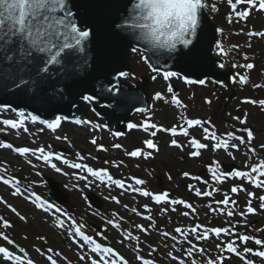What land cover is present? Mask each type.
<instances>
[{
  "label": "snow or ice",
  "instance_id": "1",
  "mask_svg": "<svg viewBox=\"0 0 264 264\" xmlns=\"http://www.w3.org/2000/svg\"><path fill=\"white\" fill-rule=\"evenodd\" d=\"M227 3L231 9L227 16V22L229 24L246 20L253 10L264 12V0H227ZM204 7L203 0H131L130 5L127 3L118 5L114 0H78L71 7H69V0H0V92L11 87L16 90L15 92L9 93L11 95L21 93L35 102H50L57 95L62 96L64 91V89L56 88L58 81L52 80L50 74L49 66L58 65L60 66L58 72L66 81L65 88H79V97L83 102L88 104L94 102L99 103L97 93L93 92L89 94V90L85 86L87 79L92 76V73H86L84 77L79 75L80 72L86 70L87 61L81 58L74 62L72 59L74 53H84L85 42L90 37H95L101 41H111L117 48H130L132 53H140L141 60L155 73L152 76L153 80H156L158 76H162L165 81L176 77L183 79L187 84L198 83L204 85L206 83L204 79L191 80L187 76H181L178 72L163 70L159 66L162 59L166 61V59L171 58L169 54L175 52L178 45H183L185 48L192 45V48H189V53H182L181 55L189 56L190 54L189 58L193 62L197 59L198 52L196 51V46L193 45V38L197 40L200 38L197 36V28L201 23L200 14ZM73 8L76 9L75 13L72 10ZM212 8L213 11L216 10L215 5ZM216 31L223 33L222 28H217ZM247 35L250 37L264 38V31H249ZM140 43L148 45L152 50V56L155 57L154 63H150L149 60L151 57L145 55L141 48L138 47ZM215 47L217 49V55H227L221 41H217ZM232 47L238 48L239 46L233 45ZM243 59L248 61L249 57L245 55ZM219 67L224 68L225 64L220 63ZM232 67L245 70L243 74L240 72L233 74V83H238L241 86L252 84L254 88L262 86L252 83L250 80L248 72L255 67L253 63H233ZM130 75L131 73L126 71H116V76L113 79L118 81L119 78H128ZM49 90H51V94ZM29 91H31L30 96L28 95ZM103 91H107L115 103L122 107L129 106L135 99L122 93L118 82H110V87L103 89ZM167 91L168 93L173 92L171 85H169ZM153 99L163 100L165 97L162 93L156 92ZM204 102L209 105L212 103L207 98H205ZM171 103L181 108H186V105H183L176 95L171 96ZM242 103L256 104L261 109H264V99L255 100L245 98ZM7 111L15 113L16 118L2 119L0 120V124L14 130L23 129L24 132L29 131L26 126L28 121L33 123L39 121V123L46 125L48 129L55 131L61 126L62 121L67 119V117L56 115L51 120H40L37 115H33L31 112L26 113L24 110L13 108L11 102L0 103V113ZM92 111L95 112V108H92ZM135 111L143 113L146 109L136 108ZM96 115H99V113H96ZM178 119L181 123L179 125L174 124L170 128L151 122L150 117L140 124L130 122L127 124V128L129 130L141 128L151 137H156L157 132L163 131L171 134L173 137L179 135L189 138L188 145L193 149L188 153L191 157L200 156L201 150L209 147L208 144L202 143L201 139H197L194 135L190 134L189 129L193 126L202 129V139L211 141V147L214 151L224 150L229 152V149L238 151L240 145H244L249 153L258 157L256 161L252 162V157L250 156L249 160L245 161L246 170L233 169L227 172L221 171L219 163H216L214 167L208 168L211 179L216 183H221L227 178L243 179L256 188H264V157H259L256 148L252 146L255 136L251 128L245 126L239 130L246 134V136L237 135L234 131H226L218 135L215 130V125L212 124L211 120L188 118L183 112L180 113ZM232 119L238 120L240 125H246L247 114L245 113L244 118L233 116ZM75 123L92 122L77 119ZM94 127L101 129L107 128V125L95 124ZM3 130V128H0V131ZM114 135L119 137L123 134L121 132H115ZM56 139L67 140L68 138L66 136H57ZM232 141H238V143ZM90 143L96 146L97 151L107 152L108 150L103 144H99L95 137L91 139ZM142 144L145 147H137L135 146V142H133V150L129 151L125 148V155L132 158L144 157L147 159L152 153L146 149L159 150L153 139L143 140ZM170 144L177 148L184 147L175 138L171 139ZM259 147L264 149V142H261ZM0 148L13 149V145L0 141ZM112 148L121 149L124 146L116 143L112 145ZM14 151L22 156L28 154L38 160L50 163L51 168L57 173L62 172V169L56 163H51L53 158L62 162L64 165H69L73 169H81L87 175L79 173H75L74 175H76L77 179L88 182L85 185L86 187L91 183L89 182V176H91L95 180L101 182L107 181L122 189L127 187L128 190L139 193L143 197H150L157 205L161 203L170 206L183 205L193 212L196 211L186 200L170 198V194L167 191H162L157 194L143 187H139L145 185L146 181L143 179L133 177L135 186L132 184L126 185L123 179H114L107 168H94L86 163L70 162L61 153L52 151L51 146L48 147V150L44 146L36 148L20 146L15 147ZM76 155L81 160L85 159V157L80 156L79 152ZM88 155L91 159H96L91 153ZM229 155H232L231 152H229ZM104 163H111L114 167L119 166L114 160H105ZM5 173L6 169L0 172V182L4 185H11L14 188L12 192L13 196L24 195L25 191H27L28 199L31 200L36 209L50 213L57 228L65 229L68 235L73 238V243H76L81 250L87 247L93 254L86 256L82 251L78 257L79 261H90V264H129V261L113 247L105 246L97 242L93 235L86 234V222L83 219L78 222L76 218L71 216L59 205L43 198L35 191H31L30 188H23L16 177L8 176ZM183 176L189 177L190 173L184 172ZM169 179H171V176H169ZM192 179L200 181L201 177L195 176ZM205 183L207 182L205 181ZM73 187H78V185H73ZM188 187L194 190L197 197H211L213 192L219 191L217 188L202 191L192 184L188 185ZM241 191H245L248 197L254 196V193L247 191L243 185H233L231 188V193ZM111 200L117 201V198L112 196ZM259 200L261 201L259 208L264 210V195L259 196ZM0 203L5 204L21 221L27 222V217L17 211L12 204L7 203L3 198H0ZM215 203L224 206H228L231 203L232 208L226 210L222 207L215 209L210 207V211L226 213L228 217H233L237 214V201L231 199L229 194L225 193L224 198L220 201H215ZM143 207L149 209L148 204H145ZM175 210V208H172V211ZM136 211L135 208L132 209L133 213H136ZM161 211L166 212L168 208H163ZM256 211V208L252 206L251 200H249L246 209L238 213L244 219L237 221L235 224L230 223L226 227H206L197 224L187 229L176 227L174 232L179 234L189 244V247L184 253L187 257H193L195 253L203 256L206 253V249L193 244L189 236L194 237L197 241H201L208 240L212 235L220 238L223 234L228 239L226 241L221 240V242L215 244L216 250L221 255L208 259L206 264H222L224 260L223 253L225 252L234 254L243 261V264H254L253 259L246 257L248 254H252L254 257L264 258V250H261L264 249V238H259L257 235L249 234L238 229L240 227L248 229L252 222L247 219V216L249 214H255ZM183 215L187 217L189 213L185 211ZM146 218L149 221L152 220L151 215H148ZM119 219L121 221L123 220L122 217ZM66 221H68L67 225ZM107 225L113 228H121V223H118L115 219H108ZM13 227L14 225L10 223L9 219L0 216V229L6 230ZM133 227L141 234L148 232V228L142 224H134ZM4 230H0V239L8 246H0V258L5 261V264H36L26 254L25 248L20 247L18 253L14 250L16 246L15 241ZM252 232H264V227L252 228ZM96 235L101 234L97 233ZM169 235L167 232L164 233L166 237ZM39 239L44 240L45 237L41 236ZM172 239L176 240V236H172ZM124 240H135L138 242L135 259L140 264H157L154 257L146 259L144 255L139 253V236H134L131 231H125L122 242ZM250 242L259 247L254 248L248 246ZM241 246H243L242 251ZM36 251L40 252L41 250L37 248ZM53 251L51 247L47 249V253H53ZM150 251L155 252L157 248H150ZM166 254L173 260H178V264H185L183 259H178L173 256L172 251H168ZM60 255L61 253L59 252L55 253L56 258H54L53 255L49 254L47 255V260L50 264H58ZM65 259L68 258L65 257ZM191 264H197V261L193 259Z\"/></svg>",
  "mask_w": 264,
  "mask_h": 264
},
{
  "label": "rangeland",
  "instance_id": "2",
  "mask_svg": "<svg viewBox=\"0 0 264 264\" xmlns=\"http://www.w3.org/2000/svg\"><path fill=\"white\" fill-rule=\"evenodd\" d=\"M131 55L132 57L130 58L129 63L133 71V76L131 79L128 80L130 83L138 81L137 79H141L142 77H148L149 74H151H148L145 70L143 62L141 61L140 55L138 53H133ZM169 84H172L178 88V99L183 102V105H186V108H177L175 107V104L171 103L172 95L167 91ZM220 88L222 87L215 86L209 81H206L204 85H190L186 84L180 78L173 77L169 81H165L162 76H158L157 79L153 81L152 85L149 84L151 103L148 111L135 115L131 123L140 124L150 117L151 122L157 123L158 125H161L166 128H170L174 124H180V120L178 119V117L181 112H184L185 114L187 112L188 115H191L190 118L211 120L212 124L215 125V130L220 132V134H223L226 131H233V128L235 126H232L231 123H227L221 118L220 113L223 111V104L227 100V95H225L224 93L226 92H224L223 89ZM156 92L162 93L165 99L154 100L153 97ZM236 92V100L230 104V107L228 108L229 111L225 109L222 115H224L223 117L226 118L228 111L227 118L230 120L232 119L236 111L240 112L241 115H245L246 113L247 123H250L252 121L250 116H253L258 113V106L251 105L249 103H242L241 97L239 98L241 92ZM205 98L210 99L212 103L210 105L205 103ZM0 115H5L9 118H16L14 116V113L11 111L2 112L0 113ZM261 119H263V116L261 117ZM88 120L92 121V123L68 125L62 122L61 126L55 131L48 129L46 125L39 127L36 122L33 123L31 121H28L26 124L29 129L28 132H24L23 129L14 130L8 126L0 124V128L4 129L3 131H0V141H6L7 143H11L13 145V148L19 146H27L31 148L44 146L46 150H48V147L51 146V150L57 153L60 147L67 148L68 150H70V153L68 155H62L63 157L67 158L70 162L86 163L94 168H107L114 179H125L124 181L127 183V185L129 183L128 178L129 180H132L133 183V177L143 179L146 181L145 185H143V188L157 194L162 191H167L170 194L171 198L184 199L188 203L193 205L196 210L195 214H191L188 212L189 215L185 217L183 215V213L186 211L184 208H182V211L180 213L178 210L172 213L171 209L168 208V211H166L165 214H162L161 212L164 213L165 211H161V209L167 207L165 205L156 207L157 209L154 210V212L157 215L161 216H152V220L149 221L151 224H153V221L157 219L158 223H164L169 225L170 223L167 218H171V221L177 223L178 227L182 226V228L186 229L194 227L197 224H203L202 226L206 227H215L214 225L226 227L230 223L235 224L237 221H242L244 219L238 214V209H236L237 214L233 217H228L225 213H222V215L219 216L217 211L209 212L208 209H210V207L212 208L213 206H215V204L210 201L209 198H195L194 190L189 189L188 185L192 184L196 187L197 181L192 179V177L198 176L199 169L203 168L207 171L208 169L207 167L203 166V163L201 165V162H204V160L201 159L203 153L197 158L188 155V153L193 150L190 146H186L185 141L189 138L179 135L173 137L171 134L165 133L163 131L157 132L156 137H151L148 133H145L141 128H135L131 130L127 129V132L124 135L117 137L114 135V133H112L109 128L97 129L92 127L93 123H105L104 120L100 119L99 117H95L91 110H89L87 115V121ZM234 124L236 125V127H239L236 123ZM41 129H43V131H41ZM189 131L191 132V135H194L197 139H201L202 141V136L200 137V135H196L194 129L191 128V130L189 129ZM259 132L260 134L264 135V126ZM237 135L246 136V134L244 133H237ZM57 136H66L68 139L57 140ZM93 137L97 139V142L99 144H103L108 149L107 152L97 151L95 145H92L91 143L88 144L87 141L90 142ZM173 138L177 139L180 144L184 145V147L177 148L175 146H172L170 144V141ZM146 139H153L154 142L157 144L159 150L156 151L153 149H146L147 151H150L152 153L151 156H149L147 159H145L144 157L132 158L125 155V148L129 151L133 150V142H135V146L137 147H145L142 144V141ZM261 141L262 140H260V142ZM116 143L122 144L124 148H112V145ZM78 152L80 153V156L85 157V159L81 160L76 155ZM89 153H91L92 156H95L96 159H91V157L88 155ZM208 156L210 158L216 159L215 162L219 163V165L221 164L220 161H225L227 160L226 158L229 157L228 153L222 151H218V153H211ZM130 159L134 160L137 165L134 162H130ZM105 160H114L119 166L114 167L111 163L105 164ZM4 162H9V164H11L13 167H19V173L23 176H30V181H34V183L41 181L39 177L40 173L48 174L50 177L57 180L60 183V186L64 188V194L69 197L68 203L75 207V210L77 212L76 216L79 217V220L83 219L84 222H91L92 220L91 223H94V225L97 224V227L99 228L101 227L100 224L104 223L103 225L105 226V229L103 231V236L111 238V240H115L116 242L122 240L124 233L120 232H132L136 230L133 227V223H128L127 217L130 216L129 218H133L131 216V213L128 212L129 208H133L136 204H139L140 208L145 204H148L149 209H141V212H143L142 214L149 215L151 213V210L154 209L152 208V204L149 203L151 202L150 197L146 198L140 196V198L134 199L132 195L129 194H117V198L121 201L118 204L115 202L118 207L109 204L108 201H106L107 199H105V205H107L109 209L112 207L113 212L120 214L122 218L126 219L121 221L115 216V218L117 219H114L118 223H121V228H113L112 226L107 225V222L103 221L104 219L101 214L96 215L94 213H91V211L89 210L90 208L87 206V202L85 200V194H87V192L92 189V187L96 188L97 191L103 196V191L106 189V187H104L105 183H103V185L102 183H99L97 180L89 176V182L91 183L89 184V186L86 187L85 185L88 182L84 180H79L77 179L76 175H74L76 172L79 174H84L85 172H81L83 170L76 169L75 172V169L71 168L69 165H64L62 164V162L57 161L55 160V158H53L51 163H56L58 167L62 165L63 173H57L54 169L51 168L50 163L38 160L34 156L28 154L22 156L19 153H16L14 150L8 148H2V150H0V167L2 170H4L5 167ZM215 164L209 166L214 167ZM9 170H14V168L9 167ZM221 171L223 170L221 169ZM71 172H73V174H71ZM184 172L190 173V176L184 177ZM169 176H171V179H169ZM210 176L211 174L209 172L207 174H204V178H208L211 181V179L209 178ZM159 178L160 186L157 187V179ZM73 185H78V187L74 188ZM38 194L42 195L41 193ZM0 198L6 200L9 204H12L17 209V211L27 217V222L21 221L14 213L11 212L10 209L7 208L5 204L0 203V214L9 219V221L13 224L19 226L20 231H22L23 235L26 238L23 239L24 241L27 240V237L28 240H30L29 238H31V236L29 235L31 234H34L35 236L39 235V233H42L47 237L50 236V242H53V244H51L54 247L53 249L61 250L63 254L66 255V257L69 256L74 259L73 257L75 256L76 258H78L77 254L80 255V251L75 252L76 255H74V249L72 247H67L63 240L59 238L57 239L55 234L51 232L52 225L48 217L42 215L41 212H39L40 209H36L32 202H30V200H23L21 198L11 195L8 191L7 186H3L2 184H0ZM124 203H129L128 210L124 209L121 206L124 205ZM67 210L69 211L68 208ZM146 217L147 216H141L140 222L138 221V218L135 217L137 218L135 219L136 224L140 223L144 226L146 225L145 227L148 228V234L146 233L147 238L145 237L143 238V240H140L139 248L141 247V249L144 251H150V248H157V251L155 252L160 255L167 256L166 253L168 251H172L177 256H180L174 246L168 242L172 239L168 238L167 241L162 238L163 235H159L158 233L153 232L148 227L147 223L144 222L145 219H147ZM163 217H165V221L163 220ZM110 218L112 219L113 216H110ZM247 219L252 222L251 226L248 229L240 227L238 230L245 231L249 234H254V232H252V228L264 227V216H256L249 214L247 216ZM255 234L262 236L264 235V232ZM144 236L146 235L144 234ZM52 237H54L55 239H53ZM227 239L228 238L222 234V237L220 238H217L212 235L208 240H194L198 245H201V247L205 246L204 248L207 250L208 253L210 252V258H212L213 256L211 251L216 250L215 244L221 242V240L226 241ZM38 241L39 240L37 237L31 240V242H27L30 244L28 245V250L31 249V245H33L32 243L34 242H36V246L39 247ZM123 242L126 243V246H130L128 247L129 249H125V252L129 251L130 249L137 248L138 242L134 240H124ZM249 245L254 246L252 243H249ZM129 252H132V250ZM126 254H128V252H126ZM236 257L237 256H232V259H227V262L231 264H243L241 263V259ZM167 258L171 261L170 257L167 256ZM259 264H264V260H259Z\"/></svg>",
  "mask_w": 264,
  "mask_h": 264
},
{
  "label": "water",
  "instance_id": "3",
  "mask_svg": "<svg viewBox=\"0 0 264 264\" xmlns=\"http://www.w3.org/2000/svg\"><path fill=\"white\" fill-rule=\"evenodd\" d=\"M78 0H69V7ZM118 5L125 3H131V0H114ZM75 13L76 9H72ZM201 23L197 28V36L199 40L193 38V45L196 46L198 52L197 59L193 62L189 56L181 55L182 53H189L188 48L183 45H178L175 52L169 54L170 59L161 60L160 67L163 70H169L180 73L182 76H187L191 80L199 79H212L217 82H224L227 87L230 88V75L227 72H221L218 70L220 63H223L221 59L214 57L213 52L217 42V31L216 26L205 12V8L201 11ZM79 24V20L77 18ZM138 47L144 52L145 55L150 56V63H154L155 57L152 56V50L148 45L140 43ZM130 48H117L111 41H101L95 37H90L85 42L84 53H74L72 56L73 61L84 59L87 61L86 70L80 72L79 75L84 77L86 73H92L86 81V87L89 90V94L93 92L97 93L101 105H95L92 103L95 111L103 117L108 124H110L116 132H123L127 128V124L130 122L132 116L136 113V108L147 109V98L145 95V83L140 84L137 88H130L125 86L116 79V71L129 72L128 60H129ZM103 58V62H102ZM50 67L51 78L56 83V88L64 89L62 96L57 95L50 102L39 103L31 99H28L21 93L11 95L9 93L15 92L14 88H9L3 92H0V103L11 102L13 108L17 110H24L37 115L43 120H51L56 115L64 116L69 119L77 117H84L86 115V103L83 102L79 97V88L70 87L65 88V79L58 72V65H52ZM71 67V66H69ZM111 83H119L120 90L122 93L135 98L133 102L127 106L122 107L115 103L111 98V95L103 89L110 87ZM50 94H51V90ZM29 96L31 91H29ZM232 95L230 96V99ZM227 171L234 168L232 165H224ZM49 186L53 190L52 197L61 203H66V197L62 195L61 190L58 188L56 182L51 179H46ZM93 207L100 206V200L96 199L92 194L87 197Z\"/></svg>",
  "mask_w": 264,
  "mask_h": 264
},
{
  "label": "trees",
  "instance_id": "4",
  "mask_svg": "<svg viewBox=\"0 0 264 264\" xmlns=\"http://www.w3.org/2000/svg\"><path fill=\"white\" fill-rule=\"evenodd\" d=\"M204 3H205V8H206L207 13L211 17L212 21L216 24L217 28L223 29V33H219V41H221L222 46L225 48L227 52V55H224V56L218 55L219 57L223 58L225 61V67L223 69L228 70V71L232 70L234 73L240 72L243 74L245 70L240 69V68H233L232 64L233 63L243 64L245 62H251L255 65V67L252 70H249L248 72L250 76V80L252 81V83L262 85L259 88H254L252 84L241 86L238 83H233V87H236L237 91L242 92V95L249 99H255V100L264 99V38L250 37L249 35H247L249 31H253V32L254 31H264V12L253 10L251 12V15L246 20L239 21V22H233L229 24L227 22V16L230 13L231 9H230V5H228L227 3V0H204ZM213 5H215L216 7L215 11H213V8H212ZM233 45H238L239 47L233 48L232 47ZM245 55L249 57L248 61H245L243 59ZM236 116L242 118L240 112H237ZM262 116H263V119H261ZM250 117L252 121L249 123V126L254 128L253 131H254V136H255V140L253 141L252 146L255 147V143L257 144L260 140L264 139V135L260 134L259 132L262 130L264 126V109H261L258 106V113ZM234 121L239 123L238 120H234ZM235 131L237 133L243 134L240 131H237V130ZM239 148H241L242 151L235 152V154H236V157L240 159L241 166H245V161L249 160L250 156L252 157V162H255L256 159L258 158L257 156H253L252 153H249L247 148L244 145H240ZM257 154L259 157H264V149L259 150ZM209 183L211 185L210 190H212L213 188L219 189V191L213 192V195L210 197V201L222 200V193L224 191L229 193V188L233 186V182L226 181V180L221 183H216L215 181H212L211 179V182ZM131 220L132 218L129 220V222L133 223L134 221H131ZM7 231L15 239L19 240L22 238L21 232L16 231L14 227L9 228ZM172 232L175 233L174 230H172L171 233ZM39 236H41V234H39ZM35 237H38V236H35ZM139 237L141 239L145 237L147 238V236H144V234H141L140 232H139ZM41 241L39 239L38 242H41ZM41 244L43 246L42 249H44L45 245L47 247H51L52 249L54 248L51 245L52 243H50L49 241H47V244L43 242H41ZM175 245L178 251L180 250L182 251L181 253L182 259L184 257L189 258L184 254L187 245L183 239H179L178 245L177 243ZM141 251L142 253L140 254L144 255L146 259L154 257L157 261V264H177L176 260L169 261L167 256L160 255L157 252L144 251L142 249ZM197 254L201 255L199 253H195L194 256ZM131 259L134 260V258H131ZM137 262L140 263L139 261ZM4 264H5V261H4Z\"/></svg>",
  "mask_w": 264,
  "mask_h": 264
}]
</instances>
